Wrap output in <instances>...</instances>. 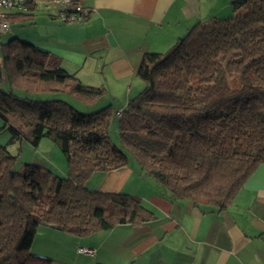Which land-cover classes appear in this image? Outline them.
I'll use <instances>...</instances> for the list:
<instances>
[{"label": "trees", "instance_id": "1", "mask_svg": "<svg viewBox=\"0 0 264 264\" xmlns=\"http://www.w3.org/2000/svg\"><path fill=\"white\" fill-rule=\"evenodd\" d=\"M230 13L194 23L164 52L143 53V87L117 110L121 148L108 139L111 105L87 113L15 93H59L89 106L103 87L82 84L30 42L0 43V133L10 134L0 145V264H53L31 251L39 225L86 237L150 220L139 197L85 186L92 173L126 165L127 154L172 199L227 208L264 164V0H232ZM44 137L65 156L66 174L32 163L14 169L8 146L36 147Z\"/></svg>", "mask_w": 264, "mask_h": 264}, {"label": "crops", "instance_id": "2", "mask_svg": "<svg viewBox=\"0 0 264 264\" xmlns=\"http://www.w3.org/2000/svg\"><path fill=\"white\" fill-rule=\"evenodd\" d=\"M27 1L25 13L8 15L9 30L0 33V43L18 38L56 55L61 68L82 84L103 87L107 103L117 111L138 93L133 89L140 82L136 69L143 53L164 52L194 23L228 16L232 0H72L89 11L84 21L72 23L58 18L61 0ZM85 186L137 196L153 217L86 237L39 225L33 253L61 264L264 262V164L223 210L172 199L132 157L120 168L92 173ZM36 235L49 237L50 248L39 249ZM78 247L94 253H79Z\"/></svg>", "mask_w": 264, "mask_h": 264}, {"label": "rangeland", "instance_id": "3", "mask_svg": "<svg viewBox=\"0 0 264 264\" xmlns=\"http://www.w3.org/2000/svg\"><path fill=\"white\" fill-rule=\"evenodd\" d=\"M142 87L143 84L140 81L139 85L137 87H134L133 91L137 93L142 89ZM1 88L3 90L7 89L8 88L7 84L5 82H2ZM15 93L20 96L27 95L30 98L39 99V100H46L52 98L64 99L68 101L76 109L78 110L82 109V112H87V113L98 111L99 109H101L102 107L108 104L107 103L108 99L106 98V95H104L102 99H100L98 102H95L94 104L87 106L78 100L72 99L64 94H59V93L25 94L19 90H15ZM112 108L116 109L118 107L112 106ZM107 133L110 144L115 148H121V144L119 142V137H118V123L116 116L112 118L109 127L107 129ZM9 137L10 134L8 131H4L0 133V142H1L0 145L6 144ZM8 150L9 152H11V154L16 155V160L14 164V169L16 170H20L24 163H32L40 166H45L53 173L59 176H64L62 174L67 172V164H66L65 156L60 151L58 146L55 145V143H53L49 138L46 137L42 138V140L39 142V145H37L36 147L31 146L26 141H22L19 144L8 146ZM127 157H130V155L127 154ZM53 162H55L58 165L54 164ZM36 234L38 235V233ZM37 235L35 237V245L40 244L39 249L50 248L48 244L45 242V240L49 239V237H47L46 239L45 235H43L44 237L43 236L38 237ZM60 262H61L60 259H56V261L53 262V264H61Z\"/></svg>", "mask_w": 264, "mask_h": 264}, {"label": "built area", "instance_id": "4", "mask_svg": "<svg viewBox=\"0 0 264 264\" xmlns=\"http://www.w3.org/2000/svg\"><path fill=\"white\" fill-rule=\"evenodd\" d=\"M27 0H0V33L9 30L8 15L16 12L27 11ZM63 8L58 14V18L62 22L72 23L84 21L89 15V11L72 0H61ZM121 111H116L115 116L119 117ZM77 252L92 255L94 249L87 247H78ZM264 264V262H263Z\"/></svg>", "mask_w": 264, "mask_h": 264}]
</instances>
